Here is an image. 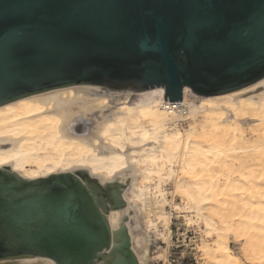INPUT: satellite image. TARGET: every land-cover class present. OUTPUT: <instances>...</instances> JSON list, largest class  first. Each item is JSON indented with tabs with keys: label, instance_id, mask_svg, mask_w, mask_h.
Returning <instances> with one entry per match:
<instances>
[{
	"label": "water",
	"instance_id": "water-1",
	"mask_svg": "<svg viewBox=\"0 0 264 264\" xmlns=\"http://www.w3.org/2000/svg\"><path fill=\"white\" fill-rule=\"evenodd\" d=\"M263 78L264 0H0V108L78 85L176 103ZM83 177L0 169V262L136 264L104 215L118 188Z\"/></svg>",
	"mask_w": 264,
	"mask_h": 264
},
{
	"label": "bare ground",
	"instance_id": "bare-ground-1",
	"mask_svg": "<svg viewBox=\"0 0 264 264\" xmlns=\"http://www.w3.org/2000/svg\"><path fill=\"white\" fill-rule=\"evenodd\" d=\"M165 104L162 88L78 85L2 107L0 169L26 181L69 171L116 186L122 206L104 215L112 246L125 227L136 264H151L152 245L170 244L173 216L198 233L196 248L211 264H264V78L219 96L183 88L179 111ZM154 258L166 264V251Z\"/></svg>",
	"mask_w": 264,
	"mask_h": 264
},
{
	"label": "rangeland",
	"instance_id": "rangeland-1",
	"mask_svg": "<svg viewBox=\"0 0 264 264\" xmlns=\"http://www.w3.org/2000/svg\"><path fill=\"white\" fill-rule=\"evenodd\" d=\"M202 138V137H201ZM205 141L209 138L204 137ZM207 138V140H206ZM203 139V138H202ZM201 139V140H202ZM204 142V141H203ZM171 187L166 188L168 197H170ZM240 191L232 190L230 191L231 195H236ZM179 196L175 197V203H179ZM168 210V207H166ZM171 242L169 245L166 244H157L152 245L150 249V257L153 258L151 264H164V262L159 259L154 258L161 250L166 251V264H211L210 262L201 258V254L197 250V245L199 244L198 233L193 228H186L182 218L172 217L171 220ZM200 240V239H199ZM228 243L232 251L240 257L241 260H245L244 253L242 251V246L240 243L234 241L232 237L228 239ZM169 246V247H168ZM153 249V250H152ZM158 261V262H157Z\"/></svg>",
	"mask_w": 264,
	"mask_h": 264
},
{
	"label": "built area",
	"instance_id": "built-area-1",
	"mask_svg": "<svg viewBox=\"0 0 264 264\" xmlns=\"http://www.w3.org/2000/svg\"><path fill=\"white\" fill-rule=\"evenodd\" d=\"M166 104H165V109H168V110H176V111H179L180 109V104L179 102H176V103H171V102H168V101H165Z\"/></svg>",
	"mask_w": 264,
	"mask_h": 264
}]
</instances>
